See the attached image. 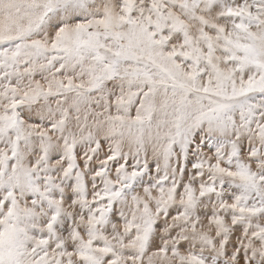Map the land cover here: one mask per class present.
Instances as JSON below:
<instances>
[{
	"label": "snow or ice",
	"instance_id": "snow-or-ice-1",
	"mask_svg": "<svg viewBox=\"0 0 264 264\" xmlns=\"http://www.w3.org/2000/svg\"><path fill=\"white\" fill-rule=\"evenodd\" d=\"M0 264H264V0H0Z\"/></svg>",
	"mask_w": 264,
	"mask_h": 264
}]
</instances>
